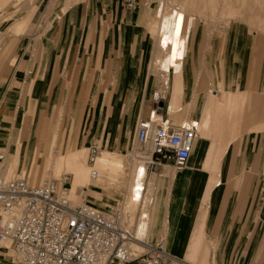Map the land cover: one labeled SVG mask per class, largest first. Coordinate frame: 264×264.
Returning <instances> with one entry per match:
<instances>
[{
	"label": "crops",
	"instance_id": "0c3cea01",
	"mask_svg": "<svg viewBox=\"0 0 264 264\" xmlns=\"http://www.w3.org/2000/svg\"><path fill=\"white\" fill-rule=\"evenodd\" d=\"M98 6L103 20L108 24L100 27L106 61L100 74L102 87L96 88L93 95L96 100L102 101L104 106L97 116L93 137H96L98 142L101 141L104 112L107 110L105 103L107 101L108 104L110 99L108 136L104 145L108 153L121 156L123 161L122 150L129 145L131 134L135 132L136 135L140 119L149 117L152 100L156 94L164 102L165 115H176L190 105L192 108L188 110L187 116L190 118L193 115L190 121H198L200 127L184 168L176 169L172 164L166 163L152 168L143 178L145 188L141 201L139 204L134 203L137 206L144 204V207L148 203L152 204V199L146 198L151 181L158 200L155 201L156 205L151 209V213L146 207L143 208L138 222L142 221L135 225L134 230L144 237L145 242L146 239L149 240L147 244L164 241L168 252L193 264H264V184L261 180L264 161V34L260 35V32L254 30L250 36L247 33L249 30L241 31L231 26L223 42L216 36L209 39L207 30L201 26L200 30H196L194 39L189 42L195 27L193 24L181 31L184 44L182 56L171 55L170 60L167 49L161 46L163 34L166 32L162 27L151 24L145 26V30H139L144 29L142 25L145 20L149 19L151 22L155 14L153 16L144 9L139 15H132L130 20L134 25L127 26L118 24L124 10H128L122 0H95L89 9L94 12ZM147 9L157 12L154 7ZM71 13L75 20L71 33L76 37L77 9ZM66 14L67 11L63 12L60 19ZM85 27L81 38H85L86 31L93 32L88 28V23ZM140 32L145 35H135ZM127 39H136L139 47L137 53L127 54V49L121 50ZM146 40H149L150 44L153 43L154 48L158 47L154 63L163 80L159 90L152 89V81L143 78V71L125 67L122 61L115 64L109 60L116 55L118 58L135 55L146 57ZM188 43H191L189 56ZM43 50L47 52V59H43L42 63L45 62L49 67L55 54L54 44L46 41ZM186 57L188 62L184 70ZM33 62L34 66L40 65L37 61ZM220 64L234 66L235 85L238 87L227 90L225 94L223 92L222 99H219L220 91L210 87L211 81L216 83V80L220 79L211 75L213 66L218 69ZM129 97L127 101L126 98ZM44 101L42 98L40 105H43ZM127 102L129 104L126 106V116L123 117ZM69 107L67 112L70 110L71 113ZM12 108L11 102L4 106L5 111ZM1 121H4V116ZM33 121L32 114L25 109L19 124L14 125L16 129L13 134L21 133L14 138L20 139L17 153L20 158L14 170L18 176H22V172L28 168L27 162L38 158L41 153L43 146L39 149L35 145L34 135L38 134L43 139V132H47L46 121L50 120L49 117L47 120L41 116L35 131L32 130ZM22 123L30 132L21 130ZM62 126L64 125L61 120L57 119L51 136L52 140L55 139V145L65 137ZM1 129L0 149L5 145L16 152L17 144L14 139L11 141L5 130ZM72 142L76 145L77 137H74ZM110 144L112 147L109 149ZM83 147L85 146L76 148ZM54 148L55 146L48 150L43 148V168L36 170L33 177L37 173L41 179L48 177L49 167H55L54 163L68 155V151L57 154ZM121 166L126 168L124 161ZM10 171L8 161L0 162V172L5 178L9 176ZM69 174L73 188L74 178ZM135 177L136 170L133 169L129 185L135 182ZM139 181L138 179L137 182ZM96 182L89 177L87 183L77 185L74 192L78 193L81 189L83 195H89L94 200L98 198L99 201L91 199L90 203L101 209H104L105 205L114 206V202L103 199V190L92 189L98 188L94 185Z\"/></svg>",
	"mask_w": 264,
	"mask_h": 264
},
{
	"label": "rangeland",
	"instance_id": "374dc122",
	"mask_svg": "<svg viewBox=\"0 0 264 264\" xmlns=\"http://www.w3.org/2000/svg\"><path fill=\"white\" fill-rule=\"evenodd\" d=\"M92 2H95V0H0V129L5 130L10 140L16 138L17 135L13 134L14 125L16 123L19 124L22 112L25 109L34 118L32 126L34 131L37 130L41 116L47 120L49 117L50 121H46L47 132H43L44 138L41 139L38 134L34 135L35 145L39 149L43 146L46 150L55 146L54 149H56L55 152L57 154L85 146L84 150L87 152L83 159V168L85 170L81 172L84 177L80 181H76L79 186L86 184L89 180L88 148L90 149L92 145H97L101 151L106 150L104 142L107 141L108 136V106L111 105L110 99L108 104L106 101L105 107H107V110L104 112L103 131L100 136L101 141L98 142L97 138L93 137V133L97 124V116L104 105L101 104L102 101L96 100L97 98H95L93 92L96 88L102 87L100 74L101 68L104 67L103 63L106 61V54L104 55L102 48L100 27L108 23L103 20L99 6L94 12L89 9ZM168 2L167 7L162 8L161 12L169 13L177 10L185 15V20L192 18V23L195 24V27L189 42L194 39L196 30H200L201 26L207 30L209 39H213L216 36L218 40L222 39L223 42L227 38V31L231 26L237 27L241 31L247 32L249 30L250 33L249 31L247 33L250 36L251 31L254 30L260 32V35L264 34V0H168ZM74 9H77L76 18H78L76 37H73L71 33V26L75 25L74 17L71 15ZM144 9L153 16L155 14L154 17L156 19L152 17L151 22L149 19L145 20L142 25L143 28L151 24L158 26V11L155 13L153 9L144 7L135 11L124 10L118 24L134 25L130 20L131 16L134 14L139 15ZM65 11H67V14L60 19V15ZM86 23H88V28L93 30V32L89 33L86 31L85 38H81L82 32L86 28ZM139 30H145V28ZM135 35L142 37L145 33L140 32ZM239 35H242V33H239ZM153 38L155 37L153 36ZM93 39L94 44H92ZM46 41H51L55 48V54L49 67H47L45 62L42 63L43 59L45 61L47 59V52L43 50ZM146 42L145 52H147V56L144 58L137 55L118 58L116 55L113 58H109V60L110 63L114 62L115 64L122 61L125 67L143 71V78L147 81H152V89L159 90L162 88L163 80L161 72L157 70L154 63L158 55V47L154 48L152 46L153 43L150 44L149 40H146ZM151 42H153V39H151ZM161 46L163 47L162 43ZM190 46L191 43H188L187 56H189L191 51ZM121 47L122 51L127 49V54L131 52L135 54L138 52L137 48H139L136 39H127L126 44H122ZM187 58L185 59L184 70L187 68ZM33 61H37L40 65L34 66ZM233 67L230 64H220L218 69L214 66L213 70L211 69V75L220 77V79L216 80V83L214 80V82L211 81L212 85L210 86L220 91L219 99H222L223 92L225 94L231 88H238L235 85L236 72L235 70L233 72ZM216 73L218 74L216 75ZM28 97H30L29 100ZM42 98L45 101L43 105H40ZM129 99L130 97L126 98L127 101ZM8 102L12 103L13 108L10 111H5L4 106ZM128 104L129 102L124 106L123 117L126 116V106ZM69 106L71 107V113L70 110L67 112ZM191 108L189 105V107L184 108V111L176 115H169V118L177 123L190 120L193 115L189 118L187 112ZM3 116L4 121L2 122L1 118ZM57 119H60L65 126H62L65 137L55 145V139L52 140L51 136ZM21 130L30 132V130L25 129L23 123L21 124ZM74 137H77L76 145L72 144ZM135 144V132H133L129 145L122 150L126 168L121 166L123 162L121 156L114 153L108 154L109 161L107 163H100L98 160L97 166L101 170L102 177L94 183L99 189L92 187V189L104 191L102 195H104L103 199L105 201L114 202V206L118 207L124 205V208L129 210L132 214L130 224L133 230L135 225L142 221L138 222L143 208L146 207L151 213V209L156 205L155 201L158 200L157 194L153 192L152 181L146 195L147 199H152V204L149 205L148 203L145 207L144 204L137 206L129 196L132 184L131 182L129 185V178L133 172L134 165L132 166L133 168L128 166L126 155L134 148ZM111 147L112 144L109 145V149ZM43 148H41L42 151L38 158L35 157V159H30L27 162L28 168L21 174L23 177L28 178L32 173L29 177L31 183H33L34 172L43 168ZM0 150L7 153L6 157L8 160H12L13 154L16 153L11 147L8 149L5 145ZM60 162V165L56 164L55 167H49L47 172L49 175L44 177L42 181L45 178L46 180L61 179L65 174L69 176L70 174L68 173H71L75 179V168H72L73 165L70 162V158L66 155L63 162ZM15 167L10 169V174L6 178L9 179L19 175L15 173ZM74 190L72 189L73 193ZM87 196L89 202L91 199L94 200L91 196ZM94 201H99V199L97 198ZM146 242H149V240L146 239ZM158 242L155 241L154 244ZM5 249L0 247V264H15L14 251ZM145 250L138 248L136 253H141ZM6 252L9 254H6Z\"/></svg>",
	"mask_w": 264,
	"mask_h": 264
},
{
	"label": "built area",
	"instance_id": "2783aa9c",
	"mask_svg": "<svg viewBox=\"0 0 264 264\" xmlns=\"http://www.w3.org/2000/svg\"><path fill=\"white\" fill-rule=\"evenodd\" d=\"M125 8L161 9L168 0H122ZM158 96L152 100L148 118H141L135 147L126 155L128 166L141 164L146 174L170 163L184 168L200 127L198 121L177 123L164 114ZM100 148L92 145L89 162L95 164ZM6 154L0 150V162ZM93 180L101 179L92 167ZM264 184V161L261 172ZM67 174L40 184L21 176L5 178L0 172V247L14 251L15 264H193L167 251L164 241L146 245L141 253L128 243L136 239L128 216L121 207H93L87 195H72ZM111 191V190H110ZM116 192L115 189H113ZM112 192V191H111Z\"/></svg>",
	"mask_w": 264,
	"mask_h": 264
},
{
	"label": "bare ground",
	"instance_id": "6f19581e",
	"mask_svg": "<svg viewBox=\"0 0 264 264\" xmlns=\"http://www.w3.org/2000/svg\"><path fill=\"white\" fill-rule=\"evenodd\" d=\"M18 1V0H17ZM165 7V6H164ZM163 7V9H164ZM158 13V12H157ZM158 18H159V23H158V27H162L166 32L163 34L164 38L162 40V44H163V47H165L168 51V54L167 56L169 57V59L171 60V55L175 56V57H180L182 56L183 54V43H182V38H181V31L184 30L183 28L184 27H190L191 25H193V21H192V18H187V20H185V15L182 13V12H178L177 10H173L169 13H165V12H160L158 14ZM194 20V19H193ZM195 25V24H194ZM183 32V31H182ZM192 32V31H191ZM190 32V33H191ZM188 34V33H187ZM186 35V34H185ZM185 38V37H184ZM187 43V42H186ZM185 55V54H184ZM165 62V61H164ZM178 63V62H177ZM176 65V64H175ZM164 67L168 68L167 65H164ZM178 67V66H177ZM169 76V75H168ZM169 79V78H168ZM169 84V83H168ZM162 93V92H161ZM158 96V94H156ZM155 95V96H156ZM159 98V96H158ZM155 99V97H154ZM159 101H162L163 100L161 98H159ZM164 104V102H163ZM167 106V105H166ZM166 112V111H165ZM175 112V111H174ZM16 129V128H15ZM19 130V128H17ZM20 131V130H19ZM18 133V132H17ZM19 134V133H18ZM17 134V135H18ZM16 135V134H15ZM17 138V137H16ZM15 144L16 145V155L13 156V159L12 160H8L7 158V161H8V164L10 165V169L14 168L16 166V163H18V157L17 156V153H18V148L20 146V144L18 145V143L20 142V139H15L14 140ZM12 143V142H11ZM14 146V145H13ZM87 152L84 150V147L82 149H72L71 151L68 152V158H70V162L72 166V168H75V179L73 181V188L71 187V194L72 195H80L82 194L83 195V190L80 189V191L78 193H73L72 192V189H75L76 186L78 185V183H76V181H80L82 179V177H84V175H81L82 173L81 172H84V168H83V163H84V156H86ZM19 154H20V151H19ZM64 154V153H63ZM108 151H101V149L99 150V153L97 155V158H96V162L95 164H91L89 162V151H88V159H87V163L89 165V177L91 180H93L92 178V175H91V171H92V167L94 168H98L99 172H100V169L99 167L97 166V159L99 160L98 162H103V163H107V161H109V157H108ZM20 156V155H19ZM64 156V155H63ZM55 159V158H54ZM59 159V158H58ZM58 159H56L58 161ZM54 160V162L56 161ZM86 160V159H85ZM6 161V160H4ZM2 161V162H4ZM63 162V158H61V160ZM56 162L54 164H61V162ZM66 161V160H65ZM28 165V164H27ZM142 168L141 170L139 171L138 170V167L139 165L136 164L134 166L133 169L136 170V179H135V182L133 181L131 186H130V190H129V196L131 198V200L133 201V203H137L139 204L140 201H141V197H142V194H143V191H144V181H143V178L145 177L146 175V169L144 168V166L141 164L140 165ZM9 167V166H8ZM73 171V172H74ZM69 174V173H68ZM32 175V173L28 176V178ZM100 175H101V172H100ZM23 177V176H21ZM25 178V177H24ZM33 183L35 184H40L42 179L40 178L39 174H36L34 177H33ZM69 178H70V181L72 183V180H71V175H69ZM140 180L139 182H137V180ZM139 193V194H138ZM131 201V202H132ZM130 203V201H129ZM91 204V203H90ZM131 204V203H130ZM93 207L95 208H98L100 209L99 207L91 204ZM128 206V205H127ZM123 209V211L126 212L127 216H128V219H129V222L132 221V214L129 212V210L125 209L124 208V205H122L121 207ZM129 208V207H128ZM144 217V215H143ZM141 227V226H140ZM135 231V230H134ZM136 233V239L134 241H131L128 243L129 247L132 249V251H138V248H142V249H146V245H154V244H147L145 242V239L143 236H141V234H139L137 231H135ZM146 244V245H145ZM135 246V247H134ZM2 248H6V249H11L13 250L11 247H9L8 245H4ZM168 251V250H167ZM13 256V254H12Z\"/></svg>",
	"mask_w": 264,
	"mask_h": 264
},
{
	"label": "water",
	"instance_id": "95a60500",
	"mask_svg": "<svg viewBox=\"0 0 264 264\" xmlns=\"http://www.w3.org/2000/svg\"><path fill=\"white\" fill-rule=\"evenodd\" d=\"M161 104L163 105V102H161Z\"/></svg>",
	"mask_w": 264,
	"mask_h": 264
}]
</instances>
